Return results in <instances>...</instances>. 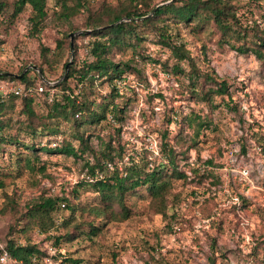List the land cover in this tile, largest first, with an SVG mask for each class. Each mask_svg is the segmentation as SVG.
Listing matches in <instances>:
<instances>
[{
  "label": "rangeland",
  "instance_id": "1",
  "mask_svg": "<svg viewBox=\"0 0 264 264\" xmlns=\"http://www.w3.org/2000/svg\"><path fill=\"white\" fill-rule=\"evenodd\" d=\"M56 1L48 0L49 15L38 32L32 29L30 6L13 22L0 14L1 69L17 72L23 66L22 72L25 68L35 70L31 65L38 67L41 46L46 45L52 49L54 63L48 69V76H43L56 79L46 78L52 82L49 84L57 85L68 77L72 65L79 67L93 59L91 48L97 37L91 28L85 27L87 10L66 21L55 10ZM102 1L119 2L90 0V7L96 9ZM167 1L154 2L160 5ZM230 5L238 28L247 32V41L254 43L264 36V0H230ZM71 25L79 29L72 30ZM174 32V42L189 49L200 71H214L222 79H228L233 94L230 106L227 97L225 100L216 97L211 103L191 92L186 75L190 70L189 60L181 63L186 72H175L177 59L149 31L139 52L130 46L114 50L112 56L116 61L129 60L135 68L126 74L124 97L119 100L125 114L121 136L129 147L128 152L136 155L147 150L162 160L161 146L167 142L163 131L168 128V140L176 147L177 163L187 178L173 180L168 216L157 213L151 197L145 193V197L130 200L129 219L110 221L95 241L79 237L59 247L44 240V234L35 232L32 241L48 248L47 257L54 263L62 264L63 254L70 253L83 258V264H212L213 261L264 264V59L232 48L213 22L202 28L195 23L180 22L175 24ZM66 33L70 44L57 48L58 39L66 38ZM71 33H75L73 38ZM67 60L71 64L65 76ZM7 82L0 81L1 95L14 86ZM73 84L71 81L70 85ZM10 95L12 92L8 91L5 96ZM36 107L39 113L46 111L43 106L36 104ZM17 110L10 114L16 116ZM194 114L207 118L210 125L191 146L186 141L194 130L185 117ZM171 119L173 122L169 124ZM93 139L98 145V140ZM24 151L20 146L6 143L0 152V180L5 182L0 187V246H5V240L10 238L9 228L24 211V205L41 195H64L85 205L99 201L93 191L78 186L82 178L89 177L83 159L44 154L45 160L58 164H51L44 173H31L16 161ZM208 160L213 163L208 164ZM12 200L15 205L11 204ZM67 215L68 210L61 206L56 213L57 223ZM14 237L20 243L27 242L21 232L14 233ZM47 257L36 261L50 264ZM0 264L20 263L8 255L6 261L0 256Z\"/></svg>",
  "mask_w": 264,
  "mask_h": 264
},
{
  "label": "trees",
  "instance_id": "2",
  "mask_svg": "<svg viewBox=\"0 0 264 264\" xmlns=\"http://www.w3.org/2000/svg\"><path fill=\"white\" fill-rule=\"evenodd\" d=\"M154 1L119 0L117 4L102 1L96 9H92L90 0H57L55 10L66 21L81 10H87L85 27L91 28L97 37L91 48L93 59L79 67L72 65L68 77L57 85L43 81L36 69L17 77L15 74H21L23 66L17 72L0 68V71L12 73L0 75V81L24 87L21 94L12 92L9 97L0 94V152L6 143L23 148L25 154L18 155L16 161L31 173H44L51 164H58L57 161L45 160L44 154L72 157L74 160L81 158L89 177L82 178L78 186L93 191L95 199L99 200L98 203L85 205L64 195H41L27 202L15 224L10 226L11 235L5 240V246H0V256L7 251L9 257L20 264H38L36 260L49 256V251L32 241L37 231L45 235L44 240L52 241L59 247L79 237L95 241L110 221L129 219L132 213L130 200L145 197V193L151 197L156 212L168 216V195L173 180L186 179L187 175L177 163L176 147L168 140V128L163 131L167 142L161 146L162 160L153 157L147 150L136 155L128 152L129 147L121 136L125 114L124 105L119 100L124 97L122 87L127 84L126 74L135 68L129 60L116 61L112 56L114 50L121 51L130 46L139 52L143 40L148 37L145 33L149 31L169 47L177 59L175 72H186L181 63L189 60L190 70L186 75L191 92L211 103L216 101V97L224 100L227 97L228 106L233 99L231 83L214 71L199 70L189 49L183 43L178 45L174 42L175 24L195 23L202 28L207 22H213L220 36L232 48L242 53L252 52L264 59V36L255 39L254 43L247 41V32L238 28L236 14L230 9V0H174L160 6ZM47 5L48 0H0V14L6 21L13 22L30 6L32 29L38 32L49 15ZM70 29L79 27L71 25ZM67 37L68 33L66 38L58 39L57 48L70 44ZM51 53L50 47L41 46L42 57L38 67L45 76H48V69L54 63ZM71 81L73 85H70ZM40 86H44L45 90L40 92ZM30 87L34 88L32 93L27 90ZM52 89V100H49ZM36 104L46 108V111L39 113ZM15 109H18L16 116L10 114ZM185 119L194 130L186 142L193 146L210 122L199 114L186 116ZM172 122V119L169 120V124ZM93 138L98 140V145ZM262 150L264 154V143ZM183 152L186 156V151ZM207 162L211 164L213 160ZM195 171L198 172L197 169ZM4 185L5 182L0 180V187ZM74 191L78 200L77 190ZM11 204L15 205V201L12 200ZM61 206L68 210V215L57 223L56 213ZM16 232H21L27 242L20 243L14 237ZM83 262V258L63 254L62 264Z\"/></svg>",
  "mask_w": 264,
  "mask_h": 264
},
{
  "label": "built area",
  "instance_id": "3",
  "mask_svg": "<svg viewBox=\"0 0 264 264\" xmlns=\"http://www.w3.org/2000/svg\"><path fill=\"white\" fill-rule=\"evenodd\" d=\"M51 84H52V82H51ZM38 89H39L40 92H42V91L45 90V87L44 86H40ZM27 90H28L29 93H32L34 91V88L30 87ZM8 91L15 92V94H21L24 91V87L23 86H11L10 89L9 88H7V90L5 89V94L4 95H6ZM50 92L51 93H49V100H52V94L54 92V89H52ZM63 206H64V204H63ZM50 248L53 249L52 246H50ZM7 259H8V252L4 251V253L1 256V260L2 261H6ZM46 261L50 262V264H56V263H54V261L51 260L50 257H47Z\"/></svg>",
  "mask_w": 264,
  "mask_h": 264
},
{
  "label": "water",
  "instance_id": "4",
  "mask_svg": "<svg viewBox=\"0 0 264 264\" xmlns=\"http://www.w3.org/2000/svg\"><path fill=\"white\" fill-rule=\"evenodd\" d=\"M171 1H174V0H169V1H167V2H165V3H162V4H166V3H168V2H171ZM162 4H160V5H162ZM160 5H158V6H160ZM157 6V7H158ZM156 7V8H157ZM156 8L151 12V13H153L155 10H156ZM150 13V14H151ZM74 35H75V33H71V36H72V38L74 37ZM71 52H72V54H73V52H74V43L72 42L71 43ZM70 64H71V61L70 62H68L67 64H66V72H65V76H66V74H67V72H68V69H69V67H70ZM31 67H33V68H35V69H37L38 71H39V73L41 74V77H42V79L46 82V83H51L50 81H48V79H46L44 76H43V73H42V70L41 69H39L36 65H31ZM28 70V68H25L24 69V71L21 73V74H15V76H17V77H22L24 74H25V72ZM12 73H10V72H8V71H0V75H6V76H8V75H11Z\"/></svg>",
  "mask_w": 264,
  "mask_h": 264
}]
</instances>
